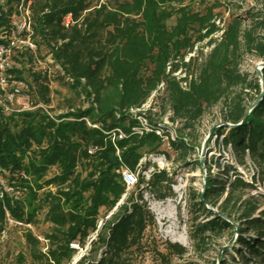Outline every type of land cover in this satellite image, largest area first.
I'll return each instance as SVG.
<instances>
[{"label":"trees","instance_id":"trees-1","mask_svg":"<svg viewBox=\"0 0 264 264\" xmlns=\"http://www.w3.org/2000/svg\"><path fill=\"white\" fill-rule=\"evenodd\" d=\"M26 1H31L33 42L38 49L43 46L58 66V80H66L87 105L71 106L51 116L42 109L0 114V172L9 175L15 190L22 191L20 197L0 191V234L8 219L34 226L43 212V221L49 224L44 234L45 251L29 230L24 232L31 257L39 264L70 263L76 254L70 244L84 247L91 234L94 239L75 264H140L146 255L158 264H171V257H181L187 249L165 242L160 250L155 242L145 241L155 221L143 200L144 194L158 201L169 198L171 177L160 169L146 178L151 164L140 160L146 150L148 154L158 152L163 136L175 151L192 150L194 145L178 130L174 139H169L166 127L149 115L155 107L164 113L168 106L171 120H182L188 129L207 108L227 100L230 90L254 91L255 98L261 96L251 108L237 95L229 100L223 122L236 126L214 128L212 136L216 140L221 137L220 145L229 146L240 164L247 155L263 170L264 65L260 69L262 91L256 74L247 80L238 65L244 54H254L264 62V39L242 29L239 15L219 27L213 13L220 6L217 0H209L213 3L205 13L192 12L188 6L173 7L184 0H112L110 5L100 0ZM172 18L170 26L167 22ZM218 32L219 40L213 38ZM204 41L212 48L195 67L193 62L200 57L192 61L186 57ZM199 54L202 56L201 50ZM22 57L20 65L25 59L33 62L37 53L27 52ZM22 70H15L14 76L26 81ZM33 80L37 92L34 104L47 106V77L37 73ZM160 89L162 96L148 109L131 112ZM137 116L146 121L150 131L144 130ZM117 130L124 137L117 139ZM157 130L162 131L161 136ZM52 168L56 172L50 175ZM124 168L136 178L129 192L121 174ZM221 169L225 180L207 169L202 194L192 199L193 206L206 213L205 220L194 225L200 242L209 234L233 230L227 220H232L228 205L240 201L237 192L253 189L230 165ZM230 171L232 179L228 178ZM225 187L226 197L218 213L209 211L204 202L213 207L211 199L223 194ZM248 204L241 206L239 247L232 252L242 263L264 264V216L251 217L257 209ZM246 230L253 231V236Z\"/></svg>","mask_w":264,"mask_h":264},{"label":"rangeland","instance_id":"rangeland-1","mask_svg":"<svg viewBox=\"0 0 264 264\" xmlns=\"http://www.w3.org/2000/svg\"><path fill=\"white\" fill-rule=\"evenodd\" d=\"M217 1H219L220 6L215 8L213 13L216 15V24L219 27H225L234 16L239 15L242 20V29L250 30L252 36L257 39H264V0ZM103 2H107L110 5L112 0L99 1V3ZM212 3L209 0L195 2L184 0L181 5L174 3L173 7L177 9L180 6H188L192 12L205 13L206 8L211 6ZM167 23L170 26L173 25L174 18ZM220 36L221 32H218L213 35V38L219 40ZM206 42L197 44L193 52L186 57V59L192 57L191 61L197 55L200 57L193 62L195 67L204 61L212 48V46L206 45ZM200 50L202 56L199 54ZM36 53L37 58L33 62H28L25 59L21 65L30 96L33 99L37 98L33 76L40 73L41 77L46 76L48 79L50 103L44 106L50 115L64 113L71 106L76 108L86 106L87 104L82 102L70 90L66 80H58V66L53 63L47 50L40 46L39 49L37 47ZM261 63H263V60L258 56L244 54L240 59L238 69L240 73L247 75L248 80L255 73V69H260ZM236 95L243 99V105H252L258 101V98H255L254 91L242 90L241 87H236L229 91L227 100L207 108L203 116L191 124L188 129L184 128L182 120H171L172 114L168 106H165L164 113H162L160 108L155 107L149 115L153 122L166 127L169 137L171 135L174 137L175 130H178L187 141H192L194 145L192 150L175 151L170 148L166 137L163 136L158 152L148 154L146 150L140 160L143 163L149 161L151 164L149 170L145 173L146 178L149 172L160 169L165 170L171 177L172 194L169 198L158 201L149 194H144L143 197L155 221L151 230L146 232L145 241L147 243L155 242L160 250L164 249L162 245L165 242L178 243L187 249V253L183 256L171 257V264H245L240 261L239 256L232 252V249L239 247L236 244V239L238 225H241L239 222V217L242 213L241 206H247L250 203L257 209L251 217L264 216V164L262 170L247 155L244 158V162L240 164L232 155L229 146L225 148L220 145L221 137L216 140L215 136H212L214 128L226 126L227 123L223 122V115L228 111L227 104L229 100ZM158 96H162V89L149 97L143 106V110L154 104ZM227 164L243 180L251 184L253 189L237 192L235 197L240 198V201L234 206H232V203L228 205L232 220H227L234 225L233 230L215 235L209 234V237L204 242L197 241L194 235V225L195 223H202L205 220L206 213L203 209L193 206L192 199L202 194L204 179L207 176L206 170L209 169L212 176L225 180L221 167ZM55 172L56 170L52 168L49 174L51 175ZM231 176H233L232 171L229 172L228 178H231ZM131 189L132 186H129L126 191L129 192ZM0 191L16 197L22 195L21 190H15L10 185L9 175L4 172H0ZM226 191L227 187H225L223 194H216L211 199L213 207L209 203L204 202L205 207L213 213H218V207L226 197ZM200 200L203 199L200 198ZM43 216V212L38 215V223L34 226H24L10 219L7 220L4 230L0 234V264H39L31 257L30 248L24 240V232L29 230L39 240L40 249L45 251L47 243L44 242V234L49 231V224L43 221ZM246 232L249 236H253V231L248 232L246 230ZM75 258L76 254L72 257L70 263L67 264H73ZM248 263L254 264V261H249ZM140 264L158 263L146 255Z\"/></svg>","mask_w":264,"mask_h":264},{"label":"built area","instance_id":"built-area-1","mask_svg":"<svg viewBox=\"0 0 264 264\" xmlns=\"http://www.w3.org/2000/svg\"><path fill=\"white\" fill-rule=\"evenodd\" d=\"M30 3L31 1L26 0H0V114L3 115L42 109L51 116L44 105L34 104L26 81L14 76V71L21 69L18 60L24 59L22 55L27 52L36 55L37 46L32 40ZM68 23L69 17L65 19V25ZM144 105L135 111L131 110V112L143 110ZM136 118L146 132L150 131L142 117L137 116ZM87 124L89 123L87 122ZM132 130L140 133L138 128ZM155 133L158 136L162 135L161 130H157ZM122 137H124L122 131L117 130L116 138L121 139ZM166 139L169 145L168 137ZM169 139L173 140L174 137L171 135ZM121 174L126 188L135 184L136 178L133 173L124 168ZM94 237L95 234H91L84 247H81L77 242L70 244V248L76 250L74 263L86 254L89 243ZM44 242L47 243L45 239Z\"/></svg>","mask_w":264,"mask_h":264},{"label":"water","instance_id":"water-1","mask_svg":"<svg viewBox=\"0 0 264 264\" xmlns=\"http://www.w3.org/2000/svg\"><path fill=\"white\" fill-rule=\"evenodd\" d=\"M263 65H264V62L260 64V69L262 68ZM260 69H255L254 72H255L256 76L259 78L260 87H261V91H262V90H263V83H262V80H261ZM260 96H261V95H260ZM260 96L258 97V99L260 98ZM253 106H254V104H252V105L250 106V108L253 107ZM240 123H241V122H240ZM240 123H238V124H240ZM226 126L230 128V127H234V126H236V125H232V124L227 123Z\"/></svg>","mask_w":264,"mask_h":264}]
</instances>
